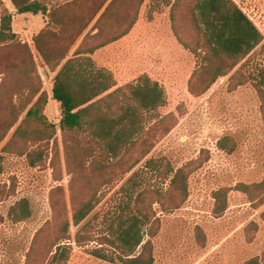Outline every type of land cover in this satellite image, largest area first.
Here are the masks:
<instances>
[{"label": "rangeland", "instance_id": "374dc122", "mask_svg": "<svg viewBox=\"0 0 264 264\" xmlns=\"http://www.w3.org/2000/svg\"><path fill=\"white\" fill-rule=\"evenodd\" d=\"M33 1L47 13L19 14L12 0H0V26L9 13L18 35L0 45V135L5 134L0 144V264H57L52 252L66 237L73 248L61 264H119L92 251L101 247L102 235H111L108 220L132 191H142L141 209L152 208L158 218L153 230L145 232L154 264H246L254 258L264 264V86L260 90L256 80L264 69V40L197 95L189 83L203 60L193 50L207 51L204 31L194 17L199 0H171L173 7L167 0H116L102 21L101 37L93 34L105 8L93 17L104 0ZM235 1L264 36V0ZM136 16L126 36L91 56L113 74L117 86L148 75L162 85L167 101L147 114L145 136L119 159L92 134L95 126L63 135L61 104L52 94L59 70H53V59L121 33ZM45 27L53 31L43 44L51 63L33 41ZM80 28L84 33L75 42ZM19 41L25 45L18 46ZM39 89L48 94L42 113L49 131L35 119L23 123ZM21 124L24 129L17 133ZM225 137L231 140L221 149L218 142ZM169 163L175 171L183 168L188 181L186 200L172 210L154 197L170 187ZM219 190L228 208L217 218L213 210ZM23 199L31 215L18 221L14 215ZM91 199L96 200L94 210L74 225V212ZM170 199L162 201L171 204ZM79 235L90 241L77 244Z\"/></svg>", "mask_w": 264, "mask_h": 264}, {"label": "trees", "instance_id": "16d2710c", "mask_svg": "<svg viewBox=\"0 0 264 264\" xmlns=\"http://www.w3.org/2000/svg\"><path fill=\"white\" fill-rule=\"evenodd\" d=\"M115 1L104 0L98 6L93 19L103 8L105 9L96 22L95 28L98 31L93 36L101 37L104 33L101 26L102 21ZM167 1L169 5L174 6L175 3H170L171 0ZM12 2L19 14L47 13V8L38 1L12 0ZM194 17L200 31H204L203 34L207 39L205 45L207 51L203 53L201 48L193 50L199 58L202 57L203 62L199 66L200 70H197L192 76L189 89L193 94L200 95L205 93L218 78L228 74V71L236 67L242 59L249 57L256 47L263 42L264 36L252 18L235 0H199L194 11ZM12 20V15L8 13L1 21L0 45L17 39L18 35L13 31ZM51 20L58 25L64 24L56 18H51ZM136 21L137 16L132 19L124 31L102 39L89 49L83 50L81 45L72 56L69 57V49L62 51L56 59H53L56 60L53 70L58 68L59 70L54 79L52 92L53 98L61 104L60 127L63 135L72 136L81 130H85L86 126L89 128L95 126L92 134L103 139L109 154L115 157L119 156V159L127 155L134 148L136 142L145 136L147 114L164 106L167 101L162 85L152 80L148 75H142L137 81L125 86H117L113 74L105 68L98 67L91 56L100 48L126 36ZM61 27H65V25ZM52 32L51 28L45 27L33 39L38 51L48 63L53 60L49 57L43 44ZM83 33L84 28H80L73 41L76 42ZM16 44L18 46L25 45L20 41ZM261 70V75L256 79L261 85H257L260 90L264 86V69ZM37 95L39 96L28 110L23 123L35 119L49 131L51 125L42 113L48 102V94L39 89ZM113 107H117L116 110H121L122 113L118 114ZM108 109H110L109 112ZM11 127L12 125H10ZM22 129H24L23 124L19 125L16 132H21ZM51 136L52 134L45 139L50 140ZM4 138L5 134L3 133L0 135V144ZM229 140H231L230 137H225L218 142L221 149L227 148L226 143H229ZM167 173L168 178H170V187L166 191H158L154 197L158 198L157 200L163 204L165 209H177L188 196L187 173L183 168L175 171L171 163H169ZM242 186L244 185H240V188ZM142 196V191L138 192L137 195H134V191L128 193L130 200L121 204L108 220L111 235H102L100 237L103 239L101 247L92 251L95 257L119 264H154L153 245L151 239H145V232L153 230L158 218H156L152 208L150 212L141 209ZM167 196L174 198L170 199L171 204L162 201ZM215 199L213 215L220 218L228 208L226 195L222 190L216 191ZM133 200H135L134 206L130 202ZM19 206L21 211L19 213L15 211L16 220L23 221L29 218L31 209L28 201L23 199ZM95 206V199H91L80 206L73 214V224L80 225L91 214ZM153 218L155 219L153 220ZM88 226L89 224H86L84 227L88 228ZM64 231H69L68 224L65 225ZM68 240L70 238L66 237L55 244L56 250L52 252L51 257L53 263L61 264L69 260V254L73 247ZM86 241H90L89 237L79 235V239L77 238L75 242L81 245ZM106 246L113 250L111 254L105 248ZM246 264L261 263L259 258H254Z\"/></svg>", "mask_w": 264, "mask_h": 264}, {"label": "crops", "instance_id": "0c3cea01", "mask_svg": "<svg viewBox=\"0 0 264 264\" xmlns=\"http://www.w3.org/2000/svg\"><path fill=\"white\" fill-rule=\"evenodd\" d=\"M53 90V89H52ZM52 94H53V92H52Z\"/></svg>", "mask_w": 264, "mask_h": 264}]
</instances>
